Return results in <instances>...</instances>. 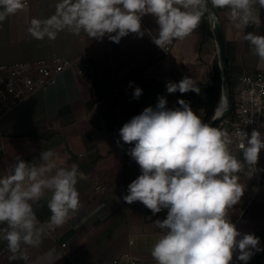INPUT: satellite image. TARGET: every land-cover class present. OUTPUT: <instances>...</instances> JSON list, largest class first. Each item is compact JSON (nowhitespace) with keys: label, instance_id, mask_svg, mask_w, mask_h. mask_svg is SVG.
Returning <instances> with one entry per match:
<instances>
[{"label":"clouds","instance_id":"obj_1","mask_svg":"<svg viewBox=\"0 0 264 264\" xmlns=\"http://www.w3.org/2000/svg\"><path fill=\"white\" fill-rule=\"evenodd\" d=\"M209 5L226 9L238 30L262 23L264 0H58L55 13L44 20L33 18L28 31L38 40H55L67 30L119 43L130 33L142 37L141 18L150 14L159 26L153 43L164 50L199 28ZM25 7L26 0H0V22ZM243 39L264 64V35L247 32ZM166 90L184 94L199 93L200 88L185 76L179 82L168 81ZM141 95L142 89L136 87L133 97ZM177 103L179 107L168 108L166 97L159 96L155 107H146L119 129L120 139L134 144L128 155L141 173L128 185L123 200L129 205L139 201L153 216L167 209L165 219L153 222L161 230L150 253L156 264H232L237 252L236 258L247 264L253 250L264 249L259 237L237 229L229 210L245 189L238 183V173L245 165L250 166V176L259 171L264 136L256 129L250 136L243 130L235 133L241 160L230 148L234 141L228 131L203 122L185 100ZM38 159L36 164L17 156L0 175V224L7 225L0 228V240L7 242L10 260L27 259L22 245L37 247L46 229L63 226L82 206L76 187L84 178L79 166H60L52 150L41 151ZM46 193H51L50 216L42 223L33 205Z\"/></svg>","mask_w":264,"mask_h":264},{"label":"crops","instance_id":"obj_2","mask_svg":"<svg viewBox=\"0 0 264 264\" xmlns=\"http://www.w3.org/2000/svg\"><path fill=\"white\" fill-rule=\"evenodd\" d=\"M57 2L26 0L23 10L0 22V67L86 54L92 59L94 74L66 71L55 87L35 93L25 104L0 119V175L6 174L17 156L39 164V154L46 150L55 152L58 163L64 167L73 163L89 164L90 146L94 149L92 153L100 158L89 172L80 170L84 178L76 186L82 205L78 215L61 227L46 229L37 247L22 245L27 259L10 260L12 253L5 248L0 252V264H105L123 253H129L135 264H156L150 253L161 230L153 222L165 219L167 210L153 216L139 201L129 205L123 200L128 194V185L141 174L140 167L131 158L123 174L119 137L103 128V115L114 108L119 120H127L131 106L128 98L138 82H156L138 98L139 114L146 107H155L159 96L166 97L168 108L178 107L176 92L169 94L166 84L158 83L172 81L173 74L182 71L183 76L192 78L195 84H207L214 62L220 64L214 34L199 47L197 28L184 40L174 41L171 51L165 54L153 43L159 26L149 14L141 18L142 37L130 33L119 43L110 41L107 36L96 40L84 32L74 35L67 30L59 32L55 40L35 39L28 31L31 20H44L53 15ZM216 12L215 21L223 29L226 42L232 44L235 82L243 72L264 70V64L243 39L247 28L236 29L227 18L226 9ZM260 18L262 23L253 25V33L264 35V9L260 11ZM95 78L100 93L97 102L88 109V103L97 97ZM63 108L69 110L61 116ZM191 108L203 119V109ZM30 133L38 136L24 137ZM238 176V183L245 189L240 201L229 210V217L237 228L264 236V182L255 192L245 168ZM50 196L51 193H46L44 199L33 205L42 223L50 216L47 207ZM130 238L132 243H129Z\"/></svg>","mask_w":264,"mask_h":264},{"label":"built area","instance_id":"obj_3","mask_svg":"<svg viewBox=\"0 0 264 264\" xmlns=\"http://www.w3.org/2000/svg\"><path fill=\"white\" fill-rule=\"evenodd\" d=\"M214 10L215 8H211L209 15H214ZM163 51L168 54L171 51V45ZM66 71H74L78 75H93L94 65L89 56L81 54L75 58L55 57L31 65L1 66L0 119L25 104L35 93L55 87L59 77ZM236 85L232 111L229 113V103L227 102L222 114L223 119L217 128L228 131L234 141L230 148L241 152L235 135L237 131L243 130L250 136L251 132L256 129L264 136V70L239 74ZM128 102L132 103V97L128 98ZM256 167L259 171L250 176V166L245 165L246 177L253 184L255 192L261 189L264 182V149L259 154ZM77 215L78 211L74 216ZM237 229L241 233H250L259 237L260 247L264 249V236L255 231ZM129 243H132V238L129 239ZM253 251L255 254L247 264H264V251ZM238 255L239 252L234 253L232 264H244L243 261L236 258ZM105 264H135V262L129 253H123L115 256Z\"/></svg>","mask_w":264,"mask_h":264},{"label":"trees","instance_id":"obj_4","mask_svg":"<svg viewBox=\"0 0 264 264\" xmlns=\"http://www.w3.org/2000/svg\"><path fill=\"white\" fill-rule=\"evenodd\" d=\"M219 9L215 8V11H218ZM209 16V11L205 13V16L202 18L201 25L198 28V32L200 34V42H199V47H202L205 42L213 36V26L211 21L208 19ZM247 32H253V25H250L247 27L246 33ZM226 53L227 57L229 60V74L231 78V82L229 85H227L223 81V75H222V68L219 64L218 61H215L213 66H212V74L209 82L207 84H202V83H196V85L200 88L199 93L189 91L187 93L181 94L180 92H176V97L177 101L180 99L185 100L190 104L191 107H198L204 110V116H203V122L210 123L212 122V119L214 117V114L216 112V109L219 106L220 99L223 94H225L228 97V103H229V113L232 111V106L234 103V96H235V90H236V82L234 79V73H235V67H234V59L232 56V44L230 42H226ZM183 73L182 71H178L176 74H173V82H179L183 78ZM155 81H149V82H138L135 83L134 86L132 87V103L129 108V117L127 120H119L115 109L110 108L108 109L104 115H103V128L111 130L112 132L116 133L119 137V142H120V152L122 155V163L121 167L123 170V174H126V169L131 161V157L128 155V149L131 147H134L133 145L125 144L119 136V129L128 121L131 120L136 115H139L138 112V99L133 97V92L136 87H139L142 89V92H146L150 90L155 84ZM159 85H165L167 83H158ZM94 85L96 87V98L92 99L90 103H88V109H90L93 104H95L98 100V94L100 93V88L97 82V79L95 78L94 80ZM177 106L179 107L180 105L177 103ZM69 108H63L60 111V115H64L65 112H67ZM29 136H38L36 133H30L24 137H29ZM93 147H88V151L90 152V162L89 164H82L78 163L77 165L79 166V170L83 172H89L92 170L99 160L100 156L96 155L93 152ZM232 152L239 158L243 159L242 153L237 152L233 149H231ZM167 210V209H166ZM0 228H4L2 225ZM7 248V242L0 240V252L5 250Z\"/></svg>","mask_w":264,"mask_h":264},{"label":"water","instance_id":"obj_5","mask_svg":"<svg viewBox=\"0 0 264 264\" xmlns=\"http://www.w3.org/2000/svg\"><path fill=\"white\" fill-rule=\"evenodd\" d=\"M211 8H212L211 5H209V10ZM213 12H214V16L217 19V12L215 10ZM213 34H214L216 43H217L218 48H219L220 66L222 68L223 81L227 85H229L231 82V78H230V74H229V60H228L227 53H226V39H225L223 29L221 28L219 23H217V21H215L213 23ZM222 100H225V102H226L225 107H226L227 102H228V97L225 94L222 95L220 102H219V106L216 109V112L214 114L212 122L210 123V126L217 127L223 119L222 114H223V111L225 110V108H223V110L220 109Z\"/></svg>","mask_w":264,"mask_h":264},{"label":"bare ground","instance_id":"obj_6","mask_svg":"<svg viewBox=\"0 0 264 264\" xmlns=\"http://www.w3.org/2000/svg\"><path fill=\"white\" fill-rule=\"evenodd\" d=\"M225 104H226L225 100H222V102H221V108H220L221 110H223V108H225Z\"/></svg>","mask_w":264,"mask_h":264},{"label":"rangeland","instance_id":"obj_7","mask_svg":"<svg viewBox=\"0 0 264 264\" xmlns=\"http://www.w3.org/2000/svg\"><path fill=\"white\" fill-rule=\"evenodd\" d=\"M239 174V173H238Z\"/></svg>","mask_w":264,"mask_h":264}]
</instances>
